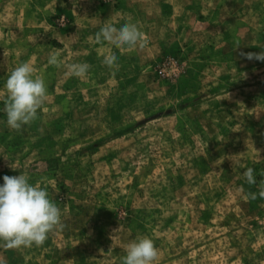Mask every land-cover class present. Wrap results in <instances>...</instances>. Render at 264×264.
Wrapping results in <instances>:
<instances>
[{"label":"rangeland","instance_id":"374dc122","mask_svg":"<svg viewBox=\"0 0 264 264\" xmlns=\"http://www.w3.org/2000/svg\"><path fill=\"white\" fill-rule=\"evenodd\" d=\"M126 22L147 47L96 43ZM261 51L264 0H0V186L43 179L65 225L40 247H0V264H121L140 235L154 264H264V199L247 196L264 179V61L240 54ZM23 62L49 95L17 132L2 98ZM79 62L85 78L67 70Z\"/></svg>","mask_w":264,"mask_h":264},{"label":"clouds","instance_id":"9594fccd","mask_svg":"<svg viewBox=\"0 0 264 264\" xmlns=\"http://www.w3.org/2000/svg\"><path fill=\"white\" fill-rule=\"evenodd\" d=\"M95 41L97 44L107 43L116 49L128 50L143 49L149 44L146 34L136 23L131 22L120 27L105 23L95 33ZM236 43L238 49L239 41ZM240 54L248 60L264 61V51ZM60 57L59 50L53 51L49 54L48 64L55 68L65 66ZM102 64L113 74L119 69L114 53L106 54ZM66 67L72 76L85 78L91 65L79 62ZM4 91L2 102L6 123L17 132L38 118V110L44 107L49 95L45 79L35 74V68L30 62H23L10 71ZM261 175L264 176V173ZM243 177L249 186L257 185L254 168H246ZM29 179L27 174L3 177L4 183L0 186V247L5 249L40 247L49 238V234L62 231L65 227L62 210L50 199L44 180L32 184ZM257 188V192L247 193L249 199H264V179L260 180ZM124 250L126 254L121 257V264H154L159 255L154 241L147 235L137 236Z\"/></svg>","mask_w":264,"mask_h":264}]
</instances>
